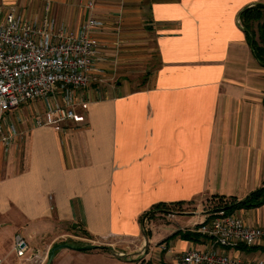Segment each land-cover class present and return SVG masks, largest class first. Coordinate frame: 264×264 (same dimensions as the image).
<instances>
[{
	"label": "crops",
	"instance_id": "crops-1",
	"mask_svg": "<svg viewBox=\"0 0 264 264\" xmlns=\"http://www.w3.org/2000/svg\"><path fill=\"white\" fill-rule=\"evenodd\" d=\"M257 3L264 0H0L28 17L49 4L72 30L103 22L94 31L95 80L78 97L87 106L76 119L37 126L45 100L8 112L23 135L0 148V225L6 212L22 213L26 237L54 234L50 250L67 240L99 246L62 248L51 264H178L185 251L210 249L202 235L179 231L192 230L204 207L231 206L264 182V65L240 20ZM189 203L197 210L178 212L174 223L143 221L150 210ZM232 212L264 226V205ZM240 246L227 253L264 261V244ZM0 256L35 264L12 259L1 241Z\"/></svg>",
	"mask_w": 264,
	"mask_h": 264
},
{
	"label": "built area",
	"instance_id": "built-area-1",
	"mask_svg": "<svg viewBox=\"0 0 264 264\" xmlns=\"http://www.w3.org/2000/svg\"><path fill=\"white\" fill-rule=\"evenodd\" d=\"M102 25L101 20L89 18L72 30L52 18L49 4L37 17L0 5V148L8 150L23 135L7 119L12 108L45 100L46 114L34 116V123L60 129L67 121L77 118L78 107L87 106V100L78 97H83L82 93L95 80L100 42L94 31ZM227 206L217 203L203 208L206 211L192 230L207 239L211 248L185 251L177 256L178 264H264L227 253V249L240 245L264 244V226L246 223ZM164 210L146 212L143 221L150 223L153 213ZM167 212L164 215L170 217L178 213ZM14 251L18 259L46 264L50 249L32 248L29 238L18 233ZM0 264H4L2 256Z\"/></svg>",
	"mask_w": 264,
	"mask_h": 264
},
{
	"label": "trees",
	"instance_id": "trees-1",
	"mask_svg": "<svg viewBox=\"0 0 264 264\" xmlns=\"http://www.w3.org/2000/svg\"><path fill=\"white\" fill-rule=\"evenodd\" d=\"M240 20L246 31V36L249 44L252 47L254 55L264 65V4L257 3L255 5L246 7L240 13ZM262 205H264V182L262 187L251 192L245 199L240 201L233 199L231 202V206L227 207L230 211H233L240 208H256ZM179 233L182 234V236L186 239H196L198 238V236H201L200 233H197L196 231L190 229L180 230ZM68 241L73 242L72 240ZM55 245H53V247ZM102 248L107 249V247ZM239 248L241 249L243 248V246H240Z\"/></svg>",
	"mask_w": 264,
	"mask_h": 264
},
{
	"label": "rangeland",
	"instance_id": "rangeland-1",
	"mask_svg": "<svg viewBox=\"0 0 264 264\" xmlns=\"http://www.w3.org/2000/svg\"><path fill=\"white\" fill-rule=\"evenodd\" d=\"M22 106H23V104L18 106V107H22ZM44 107L45 108L47 107L46 103L44 104ZM6 116H7V119L9 121L14 122L15 126L18 128V126L15 122V118L14 117L12 118L11 115L8 116V113ZM193 204L194 203H189V205H185V206L184 205L183 206L182 205H179V206L174 205V207H173L174 209H172L171 207H167V208H164L165 209L164 211H157V212L153 213L152 218H150V220H149V222H151V223L150 224L148 223L147 226L150 228L152 226V224L154 223L153 220H158V219H164V220H160V221L165 222V223H168L170 221H171L170 223H174L172 221H174L176 219V215H180V214L177 213L175 215V217H170V216L164 215V213L165 214L168 213L167 210L168 211L176 210L178 212H182L185 210L195 211V210H197V208L195 206H193ZM16 214L20 215L18 219H17ZM189 215H191V214H189ZM22 216H23L22 213L21 214L12 213L11 211H8L4 214V217H5V220L7 221V224L2 225V226L0 225V241H1V244H2L4 250H8V253L10 254L12 259H14V257L16 258L14 247H12V246H14L13 243H15L16 234L22 233L24 235V233H26V231H27L26 226L20 224L21 222H23ZM182 227L184 229L187 228V226H185V225H183ZM192 227H193V225H192ZM30 235L27 237L30 239L32 247H39L40 249H48L47 246H48V244L51 243V240H52L51 237L54 236V234L51 232H49L48 235H46V236L44 235L42 237H40V236L34 237L33 236L34 234H32V233ZM119 242L125 243V242H127V240L125 238H121V239H119ZM108 247H112L114 249V251L119 252V253L122 251H125L124 249H121L122 247L119 244H116V243H114V246H108ZM51 249H52V247H51ZM254 255L255 254H251V256H254ZM262 255H263L262 258H264V254H262ZM243 256H247V254L245 253ZM4 264H5V262H4ZM16 264H19V263L16 262Z\"/></svg>",
	"mask_w": 264,
	"mask_h": 264
},
{
	"label": "water",
	"instance_id": "water-1",
	"mask_svg": "<svg viewBox=\"0 0 264 264\" xmlns=\"http://www.w3.org/2000/svg\"><path fill=\"white\" fill-rule=\"evenodd\" d=\"M97 247H99V246L94 245V244L79 245V244H75V243H70L67 240V241L58 243L57 245L52 247V249L49 252V257H48V261L46 262V264H51L52 259L54 258L56 252L58 250L62 249V248H73V249H76V250H90V249H94V248H97ZM107 248L113 250L115 255L123 256V253H119V252L114 251V249L112 247H108L107 246Z\"/></svg>",
	"mask_w": 264,
	"mask_h": 264
}]
</instances>
